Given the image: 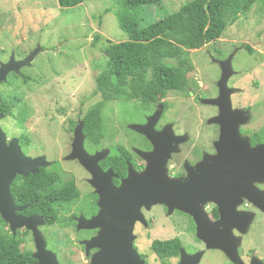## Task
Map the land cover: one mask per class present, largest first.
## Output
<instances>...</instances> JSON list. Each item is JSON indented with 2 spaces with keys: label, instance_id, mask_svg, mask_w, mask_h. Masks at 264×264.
<instances>
[{
  "label": "flooded vegetation",
  "instance_id": "af4514ba",
  "mask_svg": "<svg viewBox=\"0 0 264 264\" xmlns=\"http://www.w3.org/2000/svg\"><path fill=\"white\" fill-rule=\"evenodd\" d=\"M6 23L7 18L0 16V69L10 65L14 70L4 75L3 79L0 74V159L3 162L2 169L7 174L10 173V177L12 176L9 179V192L13 205L21 209L16 214L23 218L32 217L44 222L43 225H36L45 240L46 250L52 253L46 258H55L58 264H63L62 260L57 252L48 249V237L46 236L48 231L44 232L43 229L48 230L56 225L47 223L53 220V217L48 214L53 209L60 217L66 220L72 219L69 225H57L61 230H73L74 232V237L67 239L65 245L76 244L78 253L82 255L83 264H91L92 256L98 249L86 250L85 244L97 235L99 229H78L77 220L80 217L90 219L98 213V195L88 183L90 173L76 158H67L73 150L72 144L75 139L74 131L77 121L64 119L66 123L60 126L57 132L55 128L52 132L50 131L51 137L48 139L44 137L43 141L39 139V97L26 98L20 95L24 81L29 82L33 79L32 76L26 74V69L34 67V61L39 55L44 56V60L51 61L52 59L48 56L50 50L48 46L39 47L40 43L37 39L32 47L27 43L23 44V41H19L21 38L15 33L16 30L8 29ZM37 47L40 51L32 61L26 66H20L19 63L31 55ZM220 77L221 70L219 79ZM218 81L215 85L216 92L210 97L205 94H200L199 97L197 95L195 97H156L157 101L154 104L137 109L138 117L130 122V125H144L147 118L158 111L160 106L162 107L161 115L153 127L155 133L162 134L157 138L164 146L159 149L162 151L158 152V163L161 156L166 154L168 146H174L176 152L169 153L170 157L166 160V173L182 188V195L187 198L185 202L192 210L199 213L200 228L198 229L195 218L184 211L174 209L169 213L165 205H156L162 208L169 220L166 222L161 221L157 214L147 217V214L156 206L150 209L142 207L139 219L133 224V246L143 264H264V181H252L248 173L255 167H249L253 169L247 170L246 166H240L233 153L227 158L224 168L219 166L218 161L216 163L215 144L220 136V125L210 122L212 118L222 113L224 115L222 121L225 124H229L232 128L234 125L237 126L241 144L246 143L250 148L262 146L264 145V122L260 121L264 117V97H233L237 91L230 97H218ZM228 87L233 88V86ZM189 98L194 104H202L205 100L217 101L215 104H204L201 107L204 109L202 112L208 115L204 124L192 125L187 120L190 124L179 126L175 123V118L174 121L168 119L169 108L175 105L181 109L182 104L186 105ZM54 101L59 105V113L66 118V104L63 105L57 98ZM186 106L193 111L192 106ZM85 114L80 121L83 122ZM177 115L178 119L182 120V114ZM256 119H259L256 126H250ZM127 129L122 132L124 143H121L119 131L114 145L107 147L108 152L98 162L103 172L109 169L112 171L111 182L114 187H119L121 181L127 177L128 166H131L136 173H142L146 169L148 162L141 153L155 152L152 142L144 135L130 128ZM87 130L89 128H85L83 124L81 131L84 151L91 156L100 151L104 154L103 140H105L107 127L105 126L104 135L101 138L90 140L85 135ZM46 141H53L51 154L47 149L49 148L47 145L50 146V144ZM115 150L119 151L124 159L126 169L123 174L115 171L116 159L119 157L117 152H114ZM22 156L31 160L43 157L49 164L38 167L34 173L28 172L26 176L20 175L16 171L19 169L18 163ZM70 165L76 166L85 176L82 178L83 181L77 179L76 173L69 169ZM51 172L58 176V185L61 186L60 197L63 203L57 206L52 203L54 194L49 200L52 204L42 201L41 192L44 189H50L51 192L55 190L53 186L50 188V182L53 179H47ZM71 180L77 186L81 183L78 186L80 198L74 204L69 202L70 194L67 184ZM210 198L211 200H208ZM156 225L159 226L160 231L154 234ZM0 227L3 235L17 237L22 241L21 244L24 241L23 236H30L33 241L32 232L25 228L12 232L9 223L3 219ZM141 236L150 241V250L154 241L176 239L180 242V247L176 255L171 254L170 249H165L162 257H159L152 251L145 253L139 249L138 241ZM161 236L165 238L161 239ZM201 236L204 237L203 240ZM213 244L224 247L234 256L235 260H232L223 248L208 246ZM183 252L193 257H185ZM34 253L35 250L32 255ZM34 264H37V260ZM65 264H77L72 259L71 253L66 255Z\"/></svg>",
  "mask_w": 264,
  "mask_h": 264
},
{
  "label": "rangeland",
  "instance_id": "374dc122",
  "mask_svg": "<svg viewBox=\"0 0 264 264\" xmlns=\"http://www.w3.org/2000/svg\"><path fill=\"white\" fill-rule=\"evenodd\" d=\"M118 1L86 0L74 8L60 9L56 0H0V16L7 18L8 29L16 30L15 33L21 38L19 41L32 47L37 39L40 43L39 47L48 46L50 50L48 56L52 59L51 61L44 60L45 57L39 55L34 61V67L26 69V74L33 79L29 82L24 81L20 95L26 98L39 97L38 131L39 139L42 141L44 137L47 139L51 137L53 128L57 132L58 128L66 123L64 119L82 122L80 120L85 112L92 105L103 101L100 94L95 93V78L105 65L103 49L107 41L117 43L128 39L127 34L121 30L116 16ZM190 1L162 0L159 6H144L137 17V22L141 28L146 27L177 12L181 5ZM96 35H99L98 39ZM245 46L250 47L252 52L249 53ZM37 49L39 52L40 49L37 47L35 50ZM189 53L193 64V70L188 74L189 95L168 92L165 97H195L196 95L199 97L200 94L210 97L216 92L215 85L220 76L221 63L228 59H230L233 73L229 82L227 81V87L233 86L234 90L228 87L233 91L231 94L237 91L233 97H264V2L259 1L249 12L241 15L233 25L226 28L220 39ZM55 98L59 99L63 105L66 104V118L59 113V105L55 103ZM206 101L209 100L202 101V104H194L189 98L186 105L192 106L193 111L183 104L181 109L173 105L171 109L169 108L167 117L173 121L175 118V123L179 126L190 124L189 122L192 125L204 124L208 115L202 112L204 109L201 107L209 104ZM137 109H143V107L135 102L107 101L104 103L103 118L107 131L103 140L105 149L103 152H108L107 147L114 145L119 131L121 143H124L122 132L131 125H136H130V122L138 117ZM177 114H182V120L178 119ZM223 117L224 115L220 113L219 116L210 120L211 123H217L214 121L219 119L217 124L220 125V136L215 144L216 163L218 161L219 166L224 168L227 158L233 153L240 166L245 167L246 165H243L245 162L246 169L252 170L255 166L248 165L252 163V159H246L248 157L244 158L245 156L241 155L247 144H241L237 126L234 125L232 128L229 124H225L222 121ZM257 120L259 119L254 120L250 126H256ZM260 122H264V117ZM223 129L226 135L222 132ZM46 143L50 144V146L47 145L49 148H46L51 154L53 141H46ZM69 169L76 173L78 180L83 181L82 178L85 176L76 166L70 165ZM165 175L169 180L176 181L167 175L166 170ZM248 175L251 176L252 181H264L263 168L255 167ZM80 185L81 183H78V186ZM151 214H157L161 221L169 222L159 206L154 207L147 217ZM43 231H48L46 234L48 249L57 252L63 264L66 262L68 253L72 254V259L77 264H83L77 245H65L67 239L74 237L73 230H61L54 225L48 230L44 228ZM159 231V226L156 225L154 234ZM163 238L165 237L161 236V239ZM23 239L21 249L34 252V243L30 236H23ZM149 243V240L141 236L138 247L142 252L147 253L151 251ZM89 247L92 245L88 242ZM85 248L87 250L86 244ZM133 249L135 250L134 246Z\"/></svg>",
  "mask_w": 264,
  "mask_h": 264
},
{
  "label": "trees",
  "instance_id": "16d2710c",
  "mask_svg": "<svg viewBox=\"0 0 264 264\" xmlns=\"http://www.w3.org/2000/svg\"><path fill=\"white\" fill-rule=\"evenodd\" d=\"M85 1L56 0L60 9L74 8ZM259 1L264 2L191 0L181 5L177 12L141 28L137 17L142 7L159 6L162 0H119L116 16L128 39L117 43L107 41L103 49L105 65L95 78V93L100 94L103 101L92 105L83 117L84 127L89 128L85 131L86 137L90 140L104 135L103 107L107 101L135 102L148 107L157 101L156 97H165L168 92L189 95L188 74L193 70L189 52L220 39L228 26L233 25ZM98 38L99 35H96ZM245 49L252 52L248 46ZM114 152L119 156L115 171L123 174L126 169L124 159L119 151ZM47 179H53L50 188L53 186L55 190L51 192L50 189H44L41 192L42 201L51 203L50 196L54 194L52 203L56 206L63 203L58 176L51 172ZM43 181L47 182L46 179ZM67 186L69 202H78L80 192L75 182L71 180ZM48 214L53 217V220L47 221L48 224L66 226L72 222L70 218L66 220L60 217L54 209ZM21 242L12 235H3L0 227V264H34L32 251H23ZM179 247L180 242L176 239L154 241L151 251L162 257L165 249H170L171 254L176 255Z\"/></svg>",
  "mask_w": 264,
  "mask_h": 264
},
{
  "label": "water",
  "instance_id": "95a60500",
  "mask_svg": "<svg viewBox=\"0 0 264 264\" xmlns=\"http://www.w3.org/2000/svg\"><path fill=\"white\" fill-rule=\"evenodd\" d=\"M38 53V49L29 55L24 61L20 62V66L29 64L33 57ZM221 77L218 81L219 97H230L232 90L227 87V81L233 73L230 59L221 63ZM14 70L12 66L7 65L0 69L3 76ZM209 104H215L217 101H206ZM162 107L158 108L152 116L147 118L144 125H131L129 128L144 135L152 142L155 152L141 153L142 157L147 160L148 166L142 173H136L128 166V174L123 179L119 187H114L111 182L112 171L109 169L103 172L98 162L103 159L107 152H97L94 155L87 154L83 149V135L81 127L83 122L77 123L74 131L75 139L73 143L72 153L68 159L76 158L79 163L90 173L91 179L89 184L94 188L98 195V213L90 219L80 217L78 221V229H99L97 236L91 239L89 244L100 250L92 256L91 264H143L138 253L133 249V224L139 219L140 209L145 207L150 209L152 206L161 204L168 208V212H172L175 208L193 216L198 224L199 213L192 210L190 205L185 201L187 198L182 195V188L176 181L169 180L165 175V163L170 152H175L173 146L169 145L166 154L161 156L158 163L157 155L162 143L158 138L162 134L154 132L153 127L159 119ZM219 120V119H218ZM214 121L219 123V121ZM222 130V129H221ZM226 135L225 130L222 131ZM164 147V146H162ZM163 149V148H162ZM227 151V148H225ZM242 157L252 159L249 166H255L257 169H264V145L250 148L247 144L242 152ZM229 156V155H228ZM43 157L29 159L21 157L18 163L19 169L17 174L26 176L28 172L34 173L38 167L47 166ZM247 166V163L243 162ZM3 162L0 159V217L9 223L12 232L17 229L25 228L32 232L35 253L33 259L37 260V264H58L55 258H46L52 255L46 250V243L38 231L37 225H43L42 220L37 221L32 217L23 218L16 214L21 211L13 205V200L9 192V184L11 177L2 169ZM203 240V236H201ZM88 242H86L87 249ZM210 247L223 248L228 256L235 260L228 251L221 245H208ZM182 253V250H181ZM185 257L192 258L183 252Z\"/></svg>",
  "mask_w": 264,
  "mask_h": 264
}]
</instances>
